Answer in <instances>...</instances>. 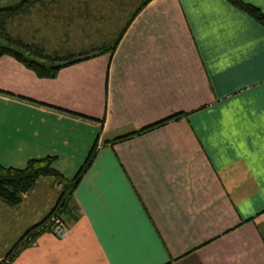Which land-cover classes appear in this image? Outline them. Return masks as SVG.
I'll use <instances>...</instances> for the list:
<instances>
[{"label":"crops","instance_id":"obj_1","mask_svg":"<svg viewBox=\"0 0 264 264\" xmlns=\"http://www.w3.org/2000/svg\"><path fill=\"white\" fill-rule=\"evenodd\" d=\"M91 150L68 235L9 264H264V26L226 0H149L110 54L55 77L0 56V165L54 156L66 182ZM57 197L0 200V260Z\"/></svg>","mask_w":264,"mask_h":264},{"label":"trees","instance_id":"obj_2","mask_svg":"<svg viewBox=\"0 0 264 264\" xmlns=\"http://www.w3.org/2000/svg\"><path fill=\"white\" fill-rule=\"evenodd\" d=\"M2 1V0H0ZM45 0H8V3L0 6V56L8 55L15 58L22 63L26 68L32 70L38 77L52 78L57 75L59 70L71 64L91 58L96 54H89L87 52L76 53H47L42 46L27 42L20 37H15L8 29V24L16 17L27 13L30 8L44 3ZM55 1V0H50ZM149 0H139V5L132 15V17L145 5ZM232 6L246 12L254 18L259 24L264 26V13L256 6L246 3L242 0H226ZM131 17V18H132ZM129 19V21L131 20ZM128 21V23H129ZM127 23V25H128ZM124 26V29L127 27ZM124 29L120 32L116 40L110 44L109 47L99 48L97 53L112 52L116 47ZM163 120L160 123H164ZM158 124H154L158 125ZM153 126L145 128L151 129ZM94 150H91L86 157L84 163L79 168L77 173L68 181L61 178V174L53 168L54 156H44L41 158H32L26 162L23 168L5 167L0 165V200L10 206L18 204L21 196L31 190L36 184L37 180L43 177H52L62 184L61 190L58 193V198L51 211L38 223L29 227L19 240L15 243L12 250L6 255H16L19 250H13L17 247L27 246V238L36 239L44 231L48 230L45 222L49 217L57 212L59 214L68 206V197L72 189L79 181L84 170L89 166L93 159Z\"/></svg>","mask_w":264,"mask_h":264},{"label":"rangeland","instance_id":"obj_3","mask_svg":"<svg viewBox=\"0 0 264 264\" xmlns=\"http://www.w3.org/2000/svg\"><path fill=\"white\" fill-rule=\"evenodd\" d=\"M6 3L8 0H2L0 6ZM138 5L139 0H45L44 3L30 8L27 13L16 17L8 24V29L13 36L38 44L47 53L79 54L87 52L96 54L92 56L95 57L111 53L110 50L101 53H97V51L99 48L106 49L116 40ZM35 185L21 196V200L27 196L35 197L37 200H42L43 203H39V205L43 204V207L55 194L58 196L62 187V184L54 179L50 186L52 194L47 195L45 190L42 191ZM33 189H35V194L30 195ZM52 207L48 212H45L42 219L51 211ZM54 214L57 212L53 213L45 222V225L48 226L47 231L50 232H52L50 220ZM27 242L35 243V239L27 238ZM7 255L3 258H6L7 264H9L13 257L12 254ZM1 263L2 260H0Z\"/></svg>","mask_w":264,"mask_h":264},{"label":"built area","instance_id":"obj_4","mask_svg":"<svg viewBox=\"0 0 264 264\" xmlns=\"http://www.w3.org/2000/svg\"><path fill=\"white\" fill-rule=\"evenodd\" d=\"M50 228L52 233H54L59 238H64L67 236L69 229L65 222L62 220L60 215L54 214L50 220ZM1 264H7L8 260L6 258H2Z\"/></svg>","mask_w":264,"mask_h":264}]
</instances>
